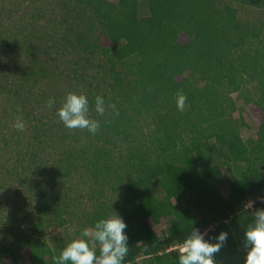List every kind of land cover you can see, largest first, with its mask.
<instances>
[{
    "label": "trees",
    "instance_id": "trees-1",
    "mask_svg": "<svg viewBox=\"0 0 264 264\" xmlns=\"http://www.w3.org/2000/svg\"><path fill=\"white\" fill-rule=\"evenodd\" d=\"M231 2L264 8V0L1 3L0 16L9 19L0 18L3 115H18L24 129L16 122L0 127V177L18 182L16 190L25 191L36 214L33 223L11 214L0 238V264H58L46 227L76 220V239H89L82 237L85 227L115 209L128 224L123 264H179L192 226L211 235L228 231L215 259L242 264L243 231L252 211L264 207H244L264 195V22L240 19ZM7 57L22 58L23 69L9 75L1 65ZM51 77L87 95L89 116L100 121L95 134L59 120L66 95L48 92L31 103L30 88ZM233 93L261 115L253 141L243 140L232 120ZM179 94L187 97L183 111L176 107ZM97 95L105 100L103 116L95 112ZM221 165L231 171L227 195L219 188ZM78 175H87L101 197L92 194L96 203L82 213L71 209L76 198L67 192ZM107 193L114 203L106 202ZM166 216L174 219L163 234L156 227Z\"/></svg>",
    "mask_w": 264,
    "mask_h": 264
},
{
    "label": "clouds",
    "instance_id": "clouds-1",
    "mask_svg": "<svg viewBox=\"0 0 264 264\" xmlns=\"http://www.w3.org/2000/svg\"><path fill=\"white\" fill-rule=\"evenodd\" d=\"M186 100L187 97L183 94L177 96L176 107L179 111L185 109ZM54 104L55 100L49 99L48 106L52 107ZM108 107L115 108L114 105ZM105 111V100L97 95L95 112L103 116ZM57 116L70 130L86 129L95 134L100 128V121L89 116V99L83 93H68L57 109ZM14 127L22 131L24 124L18 120ZM257 202L264 204V195L258 196L256 200H248L244 207L253 209ZM251 217L249 226L243 231L242 264H264V207L252 211ZM127 228V222L117 211L112 215L102 216L94 222L91 230L83 231L82 237L89 239H74L67 243L59 254L58 264H123L130 251ZM228 239L229 232L226 230L211 235L208 230L202 231L192 226L179 249V264H218L215 257L226 246ZM90 241L99 245V256L97 249L90 246Z\"/></svg>",
    "mask_w": 264,
    "mask_h": 264
},
{
    "label": "rangeland",
    "instance_id": "rangeland-1",
    "mask_svg": "<svg viewBox=\"0 0 264 264\" xmlns=\"http://www.w3.org/2000/svg\"><path fill=\"white\" fill-rule=\"evenodd\" d=\"M11 1V0H10ZM8 0H0L1 3H6L8 5L10 3ZM47 2V0H44ZM112 2H116L117 0H110ZM231 4L237 9L238 17L240 19H248L251 21H260L264 22V8L257 7L254 5H247V4H241L237 2H231ZM141 14L145 13V8L143 6H140ZM3 22H9V19L7 16H0ZM46 21V20H45ZM45 21H40L44 22ZM41 61H43V58H41ZM3 70H6L9 75H12L13 73L17 74L25 65V61L21 58H15V57H7L2 62ZM63 80V78H54L51 77L49 79H44V81H39L34 87L30 88V100L31 103H34L35 100H43L45 97V93L55 94L59 96L60 98L67 95L71 91L63 85H67L64 82L60 83ZM60 83V84H59ZM232 97L234 98L236 102V109L232 112V120L235 121V125L238 129V132L243 140L245 141H253L256 139V131L258 124L261 121V115L258 112H252L250 109L245 105L242 97L238 96L237 93H233ZM43 103V101H42ZM33 104L35 106H42L41 104ZM7 104V96L5 92H2L0 90V127L4 126V124H10L13 125V123L16 122L17 119H20V117L16 114H9L7 117L5 115L4 105ZM37 107V108H38ZM4 114V115H3ZM5 120L7 122L5 123ZM4 131H9L7 128L3 129ZM145 130H147L145 128ZM221 180L219 182V188L221 192L224 195H227L228 193V183L226 181L227 178L230 177L231 171L230 168L227 165H221ZM6 180V179H5ZM5 180H2L0 177V184H3ZM5 186L0 187V238H4L7 235V227L9 225L10 219L12 218V213L14 212L17 214V218L19 220H25L27 223H33L35 220V214H36V206L31 203L29 200L27 194L25 191L23 193H19V190H16L18 187V182H9L5 183ZM70 188L67 190L69 192L70 196L74 199V203L71 206L72 210H75L78 213H82L83 211H89L92 204L96 203V199H101L100 196L94 195L95 192V185L87 178V175L82 176L78 175L74 178V180L70 181ZM155 194L158 198L162 197V192L158 185H155ZM94 188V189H92ZM66 190V189H65ZM64 190V191H65ZM95 191V192H94ZM20 195L19 197H16L17 194ZM96 196V197H94ZM107 196H109V199H105L106 202L111 203L113 201V198L107 193ZM194 196V192L189 193L188 200H183L179 202V206L181 208H185L188 206V202L192 200ZM19 198L18 204H15V199ZM114 203V201L112 202ZM114 211H117L121 216V212L118 209H115ZM114 211L110 214H114ZM20 216V217H19ZM10 218V219H9ZM174 219L173 216H166L161 219V225L156 227V230L162 232L165 234L166 224L169 221H172ZM79 228L78 222L72 221L71 223L64 224L60 227L50 226L46 227L44 229L46 233V240L48 244L55 250V253L57 257H59V254L61 250L69 243L70 241L77 238L76 236V230ZM85 229L91 230L90 227H85ZM94 246V244L92 243ZM240 248V247H239ZM175 249V247H171L170 250ZM242 249V247H241ZM20 255V262L26 263L28 261V257L25 250L19 251ZM144 257L139 258V261H142Z\"/></svg>",
    "mask_w": 264,
    "mask_h": 264
}]
</instances>
